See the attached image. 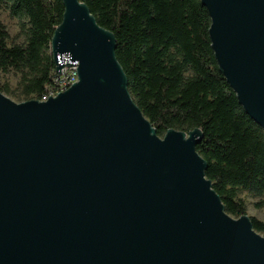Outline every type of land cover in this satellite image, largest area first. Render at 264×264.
Here are the masks:
<instances>
[{
	"label": "water",
	"instance_id": "95a60500",
	"mask_svg": "<svg viewBox=\"0 0 264 264\" xmlns=\"http://www.w3.org/2000/svg\"><path fill=\"white\" fill-rule=\"evenodd\" d=\"M51 41L78 81L47 100L0 91V264H264V236L206 177L202 131L160 137L112 31L63 0ZM220 72L264 130V0H202Z\"/></svg>",
	"mask_w": 264,
	"mask_h": 264
},
{
	"label": "trees",
	"instance_id": "16d2710c",
	"mask_svg": "<svg viewBox=\"0 0 264 264\" xmlns=\"http://www.w3.org/2000/svg\"><path fill=\"white\" fill-rule=\"evenodd\" d=\"M80 1L115 35L128 89L158 135L202 131L197 151L226 212L247 214L243 192L264 207V130L219 70L202 0ZM64 9L63 0H0L1 92L20 102L41 100L55 86L51 41ZM4 13L17 21L18 39ZM250 218L264 236V221Z\"/></svg>",
	"mask_w": 264,
	"mask_h": 264
},
{
	"label": "rangeland",
	"instance_id": "374dc122",
	"mask_svg": "<svg viewBox=\"0 0 264 264\" xmlns=\"http://www.w3.org/2000/svg\"><path fill=\"white\" fill-rule=\"evenodd\" d=\"M2 18H3L4 22L6 23V25L8 26L12 37H14L15 39H18L16 37L18 35V32H19L17 21L12 19V18H10L6 13L3 14ZM12 82H13V84H15L16 83V79H13ZM10 98L12 100H14L15 102H20V101L16 100L13 97H10ZM240 197L243 198L246 201V204H247V215L250 216V217H252V216L256 217L259 220L264 221V207L258 208L256 206V204L258 202H260L261 199L260 198H255V197L249 195L246 192L241 193Z\"/></svg>",
	"mask_w": 264,
	"mask_h": 264
},
{
	"label": "built area",
	"instance_id": "2783aa9c",
	"mask_svg": "<svg viewBox=\"0 0 264 264\" xmlns=\"http://www.w3.org/2000/svg\"><path fill=\"white\" fill-rule=\"evenodd\" d=\"M77 81L78 64L61 66V72L57 70V74L55 77V86L49 89L46 95L41 100L45 101L51 96L58 95L59 93L67 90Z\"/></svg>",
	"mask_w": 264,
	"mask_h": 264
}]
</instances>
